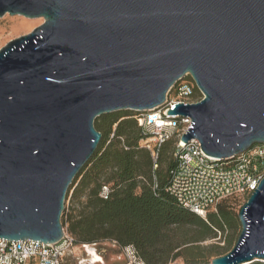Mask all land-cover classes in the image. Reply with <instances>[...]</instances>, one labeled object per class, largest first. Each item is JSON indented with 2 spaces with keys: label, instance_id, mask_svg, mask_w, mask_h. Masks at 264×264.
Returning <instances> with one entry per match:
<instances>
[{
  "label": "water",
  "instance_id": "obj_1",
  "mask_svg": "<svg viewBox=\"0 0 264 264\" xmlns=\"http://www.w3.org/2000/svg\"><path fill=\"white\" fill-rule=\"evenodd\" d=\"M43 18L0 49V239L58 242L69 186L101 140L96 118L161 106L190 75L203 98L168 116L226 161L264 144V0H0ZM210 264L264 262V177Z\"/></svg>",
  "mask_w": 264,
  "mask_h": 264
},
{
  "label": "trees",
  "instance_id": "obj_2",
  "mask_svg": "<svg viewBox=\"0 0 264 264\" xmlns=\"http://www.w3.org/2000/svg\"><path fill=\"white\" fill-rule=\"evenodd\" d=\"M199 97L200 93L194 91L193 98ZM139 114L118 111L95 119L100 143L74 178L65 198L72 191V199H84L74 214L62 218L61 224L76 246L108 241L119 246L132 245L147 264H177L180 257L184 264H210L212 258L231 250L229 244L212 248L207 254L194 244L216 238L225 225L236 223L225 209L228 201L236 198L220 202L205 219L181 207L166 190L170 172L176 166V139L173 148L171 139L159 149L153 190L150 152L141 148L146 137L135 119ZM103 185L111 190L107 199L99 196Z\"/></svg>",
  "mask_w": 264,
  "mask_h": 264
},
{
  "label": "built area",
  "instance_id": "obj_3",
  "mask_svg": "<svg viewBox=\"0 0 264 264\" xmlns=\"http://www.w3.org/2000/svg\"><path fill=\"white\" fill-rule=\"evenodd\" d=\"M185 77L169 90L161 106L141 112L135 119L146 137L141 148L150 152L153 190L159 149L165 142L176 139V166L170 172L166 190L181 207L205 219L220 202L248 197L256 189L264 177V144H255L226 161L205 155L196 140L182 144L180 138L191 121L177 115L168 116L166 111L178 103H196L203 98L194 81H187ZM196 90L201 97L193 98ZM110 192V188L103 185L99 196L107 199ZM112 244L120 250L123 264H147L132 245ZM88 246L92 245L76 246L74 238L64 228L62 238L51 244L0 239V264H64L66 255L73 249Z\"/></svg>",
  "mask_w": 264,
  "mask_h": 264
},
{
  "label": "rangeland",
  "instance_id": "obj_4",
  "mask_svg": "<svg viewBox=\"0 0 264 264\" xmlns=\"http://www.w3.org/2000/svg\"><path fill=\"white\" fill-rule=\"evenodd\" d=\"M23 22V23H22ZM43 18H26L20 15L11 16L5 14L0 17V49L4 47L8 42L15 40L21 36H24L35 28L43 24ZM24 24V25H23ZM190 76V75H189ZM192 79V78H191ZM134 112V111H133ZM175 139L170 141V147L173 148ZM164 166V163H162ZM70 192L67 199L64 202V209L61 215L65 219L67 215L74 214L79 208L80 200L84 199V196L72 199ZM246 197L240 196L235 200L228 201V207L226 205L225 209L231 212L232 216L236 219V223L231 226H224L223 232L217 233L216 238H205L204 240L195 243V246L199 247L202 254H207V252L215 247L225 248L229 244V248L232 249L234 246L238 235L241 231V226L237 217L238 211L242 204L246 201ZM210 212H215L211 210ZM66 227L64 226V230ZM93 254H95L98 259L95 260ZM123 257L120 250L108 241L100 242L97 245L88 246L86 248H75L69 252L65 259L64 264H123ZM177 264H184L183 258L180 257L176 260Z\"/></svg>",
  "mask_w": 264,
  "mask_h": 264
},
{
  "label": "flooded vegetation",
  "instance_id": "obj_5",
  "mask_svg": "<svg viewBox=\"0 0 264 264\" xmlns=\"http://www.w3.org/2000/svg\"><path fill=\"white\" fill-rule=\"evenodd\" d=\"M185 80L190 81L191 77L189 75H186Z\"/></svg>",
  "mask_w": 264,
  "mask_h": 264
},
{
  "label": "bare ground",
  "instance_id": "obj_6",
  "mask_svg": "<svg viewBox=\"0 0 264 264\" xmlns=\"http://www.w3.org/2000/svg\"><path fill=\"white\" fill-rule=\"evenodd\" d=\"M22 23H23V22H22ZM23 25H24V24H23ZM93 256H94L95 260L98 259V257H97L95 254H93Z\"/></svg>",
  "mask_w": 264,
  "mask_h": 264
}]
</instances>
